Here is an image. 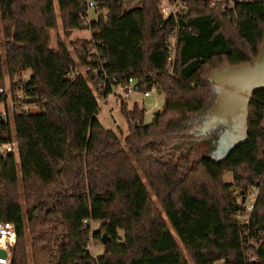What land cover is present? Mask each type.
<instances>
[{
	"label": "trees",
	"instance_id": "trees-1",
	"mask_svg": "<svg viewBox=\"0 0 264 264\" xmlns=\"http://www.w3.org/2000/svg\"><path fill=\"white\" fill-rule=\"evenodd\" d=\"M54 1L0 0V87L6 76L16 84L31 70L30 96L41 108L15 121L20 163L0 158V221L17 231L11 264H189L172 229L194 264H264V89L251 98L246 137L226 156L195 160L194 148L184 147L198 115L216 98L207 77L258 58L264 0L228 11L186 0L187 14L178 22L163 19L161 0H140L129 11L125 0H95L107 12L88 26L86 0H57L66 35L92 30L78 53L90 69L85 75L76 73L65 42L49 46L50 30L58 26ZM177 26L169 73L166 41ZM89 45L99 55L88 54ZM96 69L108 73L107 94L133 76L143 81L141 91L155 86L165 96L161 114L149 124L138 104L132 110L121 105L129 130L124 143L97 118ZM11 129L0 122V143L11 139ZM173 141L181 142L169 152ZM226 173H233L234 183L224 182ZM254 186L259 191L248 212L244 201ZM91 241L103 242L101 256L91 254Z\"/></svg>",
	"mask_w": 264,
	"mask_h": 264
},
{
	"label": "rangeland",
	"instance_id": "rangeland-1",
	"mask_svg": "<svg viewBox=\"0 0 264 264\" xmlns=\"http://www.w3.org/2000/svg\"><path fill=\"white\" fill-rule=\"evenodd\" d=\"M140 4V0H125L124 2V9L126 11H129L133 8L138 7ZM54 8H55V14H56V18H57V23L58 26L57 28L50 30V42H49V46L50 48H54L57 49L58 47V43L59 42H65L68 47L70 48V50L72 51V54L77 62V67L78 69L81 71L83 70V68L85 67L83 65V63L79 60V52L82 51V45L84 44V42H89L90 40H92V30L90 29H81V30H74L72 32H70L69 35H66L64 26H63V20H62V14L59 8V4L58 1L55 0L54 1ZM90 11V10H89ZM93 11H90V14ZM106 10H101L99 11L98 14L101 13H106ZM97 15V14H96ZM3 22L1 21L0 18V36L1 39L4 37L3 36ZM91 38V39H89ZM0 39V54L3 52V40ZM94 50L92 45H89L87 47V53L90 54V52H92ZM31 76V70H26L23 73H21L20 76L16 77L15 80L17 79H21V82H27L29 80ZM6 82L4 84V86H9V84L11 83L10 78L8 76H6ZM91 85L93 86L97 98L100 101L102 98H100V95L97 92L98 86H94L93 83H91ZM120 96H116V95H112L110 97H108V99H106L104 104H100V110L99 113L97 115V118L100 120V122L103 124V126L106 129H112L114 131H116L120 138L122 143H124V139L125 137L128 135L129 130H128V124H127V120L125 118V116L123 115L122 111H121V105L124 103L126 108L128 110H132L134 107V104H138V106L141 109H145V123L149 124L152 119L155 117V112H157L158 110H162L164 101H165V96L163 93L158 94L157 92H155L150 98H144L143 92L139 91L137 93H134L133 95H131L129 98H119ZM205 122V118L202 115H198L197 119H196V128L193 129V131L191 132L193 136H191L190 138H193L192 141L187 142V145L185 143L184 147H186L188 149V147L190 146V148H194L195 152L192 155V159H199L201 156L204 155H213L215 157H222L225 154L224 152V144H223V134L225 132V130L222 132V134H220V137L218 135L219 138H217V136H211V132H209L206 135L202 134V128H203V124ZM119 127L121 129V133L119 130ZM263 127H264V123H263ZM204 136H207V138ZM195 139V140H194ZM214 141L217 142L218 145H216V142L214 143ZM181 141H173V143L170 144V147H168L169 152H171V149L174 148L176 149L177 147V143L180 144ZM174 144V145H172ZM184 149V148H183ZM183 151H178L176 153V157H180L183 155L182 153ZM224 182L227 183H234V175L233 173H226L224 175L223 178ZM145 183L147 184V182L145 181ZM149 187V186H148ZM151 188L149 187V190ZM234 194L236 196H239L240 194V189L239 188H234ZM259 188L254 186L251 187L249 189V198L247 200L244 201L246 204V209L248 212H250V206L251 204H254L256 201V194L258 193ZM154 200H156V198L154 197ZM157 201V200H156ZM238 201L240 202V196L238 197ZM158 203V202H157ZM160 207V206H159ZM253 210V209H252ZM251 210V211H252ZM164 217L166 219V216L164 214ZM241 221H246L248 220V215L245 214L244 216L240 217ZM25 220H27V216H25ZM27 222V221H26ZM168 225L171 227L169 221L167 220ZM100 227V223L99 222H91V229L92 230H96L99 229ZM172 228V227H171ZM173 233L175 234L177 241L180 245L181 251L183 253V255L185 256V258L187 259V261L189 262V264H194V261L189 253V251L185 248V246L181 243V241L179 240L178 236L176 235V233L174 232V230L172 229ZM121 234H123V232H121ZM91 244L93 245V250H91V254L94 257H98L101 256L104 252V246L102 245L103 242L102 241H93L91 242Z\"/></svg>",
	"mask_w": 264,
	"mask_h": 264
},
{
	"label": "built area",
	"instance_id": "built-area-1",
	"mask_svg": "<svg viewBox=\"0 0 264 264\" xmlns=\"http://www.w3.org/2000/svg\"><path fill=\"white\" fill-rule=\"evenodd\" d=\"M88 5L87 16L85 18V26H88L92 21L97 20L100 8L95 2V0H86ZM257 0H206L212 8H221L223 11H228L234 9L238 4L245 2H255ZM93 14H90V11ZM159 10L162 14L164 20L173 19L178 22L182 15L187 14V4L186 0H161L159 3ZM97 14V15H96ZM179 30L180 27L177 26L175 31L168 37L166 43L168 48V65L166 67L169 73L173 72L175 57L177 51V45L179 41ZM92 37V36H91ZM94 48V47H93ZM99 55L97 49L90 52V55ZM90 69L84 67L83 70H79L76 73L87 74ZM91 75V81L97 80L100 82V98L99 104H104L106 99L112 95L120 96L119 98H129L134 93L140 90V84L143 81L136 77H129L124 82L113 85L112 92L110 94L106 93V88L108 84V73L102 69L101 71L96 69ZM33 91V87L27 82H18L13 84L12 82L9 86L0 87V117L1 122H7L11 125V139L7 142L0 143V158L4 161H8L10 158L16 160L20 163L21 149L16 136L15 121L18 117H22L27 114H33L40 112L41 108L39 104L30 96V92ZM157 88H153L141 91L143 92L144 98H150ZM254 204H251L250 209L252 210ZM250 210V211H251ZM88 224V221H85ZM92 239V238H91ZM17 240V231L13 223L8 221H0V250L6 252V256L0 255V264H11L12 260V249ZM93 242V241H91ZM88 249L93 250V245L90 243Z\"/></svg>",
	"mask_w": 264,
	"mask_h": 264
},
{
	"label": "water",
	"instance_id": "water-1",
	"mask_svg": "<svg viewBox=\"0 0 264 264\" xmlns=\"http://www.w3.org/2000/svg\"><path fill=\"white\" fill-rule=\"evenodd\" d=\"M207 80L216 86L217 94L212 106L202 113L205 118L202 134L224 126L223 153L226 156L246 137L251 98L257 91L264 89V40L258 58L252 63L217 68ZM157 93L161 94L162 91L159 89ZM160 114L161 110H158L154 116ZM107 240L105 234L103 242ZM0 255L6 256V252L0 250Z\"/></svg>",
	"mask_w": 264,
	"mask_h": 264
},
{
	"label": "crops",
	"instance_id": "crops-1",
	"mask_svg": "<svg viewBox=\"0 0 264 264\" xmlns=\"http://www.w3.org/2000/svg\"><path fill=\"white\" fill-rule=\"evenodd\" d=\"M89 39H91V38H89ZM134 105H135V103H133ZM120 128V127H119Z\"/></svg>",
	"mask_w": 264,
	"mask_h": 264
}]
</instances>
